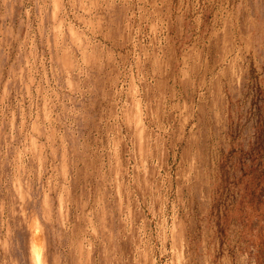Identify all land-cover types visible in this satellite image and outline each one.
I'll list each match as a JSON object with an SVG mask.
<instances>
[{
	"label": "clouds",
	"instance_id": "clouds-1",
	"mask_svg": "<svg viewBox=\"0 0 264 264\" xmlns=\"http://www.w3.org/2000/svg\"><path fill=\"white\" fill-rule=\"evenodd\" d=\"M0 264H264V0H0Z\"/></svg>",
	"mask_w": 264,
	"mask_h": 264
}]
</instances>
